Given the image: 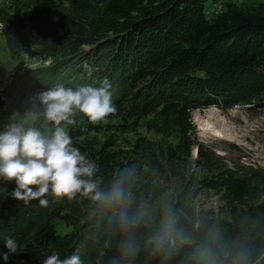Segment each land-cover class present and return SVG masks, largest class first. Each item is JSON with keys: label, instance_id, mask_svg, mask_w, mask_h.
Returning a JSON list of instances; mask_svg holds the SVG:
<instances>
[{"label": "trees", "instance_id": "obj_1", "mask_svg": "<svg viewBox=\"0 0 264 264\" xmlns=\"http://www.w3.org/2000/svg\"><path fill=\"white\" fill-rule=\"evenodd\" d=\"M0 1V24L15 34L16 45L49 62L35 72L37 88L99 86L105 78L111 83L116 112L97 123L79 116L70 135L98 164L100 189L119 183L129 197L118 205L79 194L58 203L49 197V207L42 208L35 200L26 205L12 199L14 181L0 182V232L19 244L5 261L0 237V264H41L53 252L64 258L76 250L83 264H127L117 217L140 204L148 206L150 219L137 233L140 251L132 264H160L144 241L158 226L165 200L190 237L167 264H193V252L210 232L218 233L225 251L244 249L248 264H264V171L231 170L212 183L209 188L229 189L236 208L229 218L201 215L192 206L197 182L189 144L195 110H264V9L208 15L225 0ZM13 111L0 103V129L16 119ZM139 130L174 138L176 145L131 137ZM55 220L74 232L60 236Z\"/></svg>", "mask_w": 264, "mask_h": 264}, {"label": "clouds", "instance_id": "obj_2", "mask_svg": "<svg viewBox=\"0 0 264 264\" xmlns=\"http://www.w3.org/2000/svg\"><path fill=\"white\" fill-rule=\"evenodd\" d=\"M112 85L107 78L99 86H65L56 83L37 90L31 98L33 107L24 117L10 120L0 129V182H15L8 194L12 199L30 204L38 201L42 208L64 198L74 200L77 195L94 202L118 205L129 197L119 183L111 190L102 191L94 179L98 164L74 145L70 127L77 117L90 123L104 121L116 112ZM4 189H0L3 192ZM150 219L148 206L138 205L134 210L122 209L117 217V229L122 235L121 254L132 264L140 251L137 233ZM7 253H15L19 244L15 237L0 232ZM190 239L181 227L180 214L167 200L162 203L158 226L144 241L150 255L160 256V264H167L170 256ZM218 233L210 232L193 252V264H248V253L240 249L225 251L217 242ZM264 257V254H262ZM41 264H83L78 250L61 258L56 252L44 258ZM260 264V260L256 261Z\"/></svg>", "mask_w": 264, "mask_h": 264}, {"label": "rangeland", "instance_id": "obj_3", "mask_svg": "<svg viewBox=\"0 0 264 264\" xmlns=\"http://www.w3.org/2000/svg\"><path fill=\"white\" fill-rule=\"evenodd\" d=\"M0 4L2 5L1 1ZM219 14H227L228 9L256 12L264 9L261 0H225L215 4ZM264 11V10H263ZM15 34L0 24V103L10 106L15 118H22L33 107L31 98L37 88L34 85L35 72L48 66L49 62L34 59L22 52L16 45ZM210 112L216 113L220 122L214 128H222L227 139H218L210 131L205 135L203 120ZM193 132L189 138L191 158L196 176V194L193 207L201 215L217 219L229 218L236 208L231 192L226 187L218 190L209 188L212 183L222 181L228 172L264 171V110L259 107L229 105L224 108L210 107L191 113ZM227 131V132H226ZM146 136L149 140L172 142L153 131L139 130L131 137ZM230 220V219H227ZM57 233L65 237L74 232L73 227L59 220L54 221Z\"/></svg>", "mask_w": 264, "mask_h": 264}, {"label": "bare ground", "instance_id": "obj_4", "mask_svg": "<svg viewBox=\"0 0 264 264\" xmlns=\"http://www.w3.org/2000/svg\"><path fill=\"white\" fill-rule=\"evenodd\" d=\"M213 7H217L216 5H214ZM208 15L211 13L214 14L213 9L210 7V10H208ZM218 11V12H217ZM216 13H219V10H217ZM216 15V14H215ZM217 122H220L221 127H225L226 130V124L223 122V120H219L218 115L216 113L210 112V115H207L206 118L203 120L202 125L204 126V133L205 135H208L210 131H213L212 135L218 139H227V135H225L224 132H222V128H214L215 124ZM227 132V131H226Z\"/></svg>", "mask_w": 264, "mask_h": 264}, {"label": "built area", "instance_id": "obj_5", "mask_svg": "<svg viewBox=\"0 0 264 264\" xmlns=\"http://www.w3.org/2000/svg\"><path fill=\"white\" fill-rule=\"evenodd\" d=\"M219 7H212L213 12H216L218 10Z\"/></svg>", "mask_w": 264, "mask_h": 264}, {"label": "water", "instance_id": "obj_6", "mask_svg": "<svg viewBox=\"0 0 264 264\" xmlns=\"http://www.w3.org/2000/svg\"><path fill=\"white\" fill-rule=\"evenodd\" d=\"M253 264H256V262H255V263H253Z\"/></svg>", "mask_w": 264, "mask_h": 264}]
</instances>
